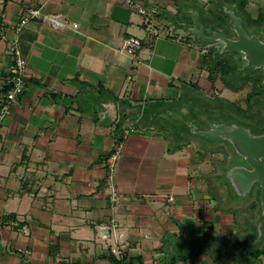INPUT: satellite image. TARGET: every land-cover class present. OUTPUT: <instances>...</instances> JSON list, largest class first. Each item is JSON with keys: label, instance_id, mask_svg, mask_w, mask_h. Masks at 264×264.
<instances>
[{"label": "crops", "instance_id": "obj_1", "mask_svg": "<svg viewBox=\"0 0 264 264\" xmlns=\"http://www.w3.org/2000/svg\"><path fill=\"white\" fill-rule=\"evenodd\" d=\"M131 1L146 13L126 0H0V100L15 38L26 61L0 126V264H234L208 232L236 247L245 206L214 192L213 152L173 123L195 117L183 86L200 72L210 82L183 7L208 20L217 2ZM240 4L264 12V0ZM28 9L39 16L15 34ZM258 250L249 264H264Z\"/></svg>", "mask_w": 264, "mask_h": 264}, {"label": "water", "instance_id": "obj_2", "mask_svg": "<svg viewBox=\"0 0 264 264\" xmlns=\"http://www.w3.org/2000/svg\"><path fill=\"white\" fill-rule=\"evenodd\" d=\"M228 15L231 36L224 31L210 28L199 21V13L192 9V25L185 24L195 39L206 43V48H217V53L239 55L240 69L264 71V31L260 37L256 31L248 32L243 26V16L236 14L234 7L219 6ZM180 121L186 131L195 136L218 139L229 146L230 155L235 159L218 171L220 181L225 185L227 196L235 200L255 201L257 211L249 225L241 233H234L236 247L221 242L215 233L208 232L216 246L219 256H230L234 264H249L253 251L264 245V131L254 132L250 125L234 117L203 122L195 117L186 116ZM230 156V157H231ZM223 190V188H222Z\"/></svg>", "mask_w": 264, "mask_h": 264}, {"label": "rangeland", "instance_id": "obj_3", "mask_svg": "<svg viewBox=\"0 0 264 264\" xmlns=\"http://www.w3.org/2000/svg\"><path fill=\"white\" fill-rule=\"evenodd\" d=\"M217 3H213L210 7L211 9H213L214 11V15H211L210 20H206L204 18V16L202 15L203 13L201 12V15L199 17V21H201L202 23H204L205 25V29L206 32H209L210 28H217V25L223 23L225 25H227V30L228 32H230V26L228 27V24L230 22L229 17H226L225 14L223 13V10L219 7L221 3H223V5H227L229 7H234L232 6L233 1L235 0H215ZM225 1V2H224ZM241 0H236L237 3H240ZM244 5V4H243ZM222 11V12H221ZM183 12H184V16L185 18H187V20H191V22L193 23V17L192 14H190L184 7H183ZM212 12V10L210 11ZM235 12L236 14L242 15L243 16V26L244 28L250 32V31H256L257 33H259L261 36H263V31H264V26H251L248 23V15L245 13V11L242 9V5L240 4V6H236L235 7ZM262 13V12H261ZM217 16V19L215 20L214 17ZM259 16V14L257 15ZM262 18H264V12L262 13ZM214 19H213V18ZM257 18V17H256ZM255 19V18H254ZM217 24V25H215ZM185 27V24L183 25V28ZM219 29V28H217ZM221 30V29H219ZM187 35H191L193 41H195L199 46H206V43L195 39V37H193L194 35L189 31L186 30ZM212 50H214L213 52V58L216 55V52L218 51L217 48H213ZM217 50V51H216ZM220 57H224L228 60L230 59H234V61L236 62V64L240 65V60H239V55L233 54V53H223L222 55H218V57L216 56V58H220ZM205 58V57H204ZM200 78L203 79L202 76H205L204 72H200ZM264 73V72H263ZM199 80L197 82V84H192V85H182L183 89L181 90V92H183V96L185 99H187V101L185 103H181L184 105V109L185 112L188 110L189 108L194 112L193 114H195V116H197V118L200 121V127H202L203 122L209 121V120H220V119H227L229 117H234L237 118L235 112L232 111V107L231 104L233 103L234 105H237L243 109L248 108L249 106V94L251 92V90L256 87L257 85H255L253 80L248 81L247 83H245L241 89L239 90H230L226 87H223L219 81H215L212 82L210 81L209 83H205L202 82L203 80ZM264 81V80H263ZM178 103H180V101H178ZM191 106V107H189ZM263 110L260 112H254L255 117L253 119H248L247 122H245L246 124L250 125L252 130L254 132H260L263 128H264V121H262V118L264 119V114H263ZM185 118L186 115L183 116V118H179V121L177 122L178 119H175V122H173L174 124H177L180 121L186 120ZM238 119V118H237ZM242 122V121H241ZM179 126V125H178ZM176 126V127H178ZM175 128V127H173ZM191 136H193L196 139H201L202 141H205L204 143L207 147V149L209 148V151L213 152V159L211 161V165L213 166L214 170H221L222 168H225L226 166H228L230 164V162H234L235 158L233 156L230 157V152H229V146L223 142H221L218 139H211V138H207V137H201V136H195L190 134ZM215 154V155H214ZM213 175V180L214 183L212 182V180H210V186L215 189V193L217 188L221 187L223 188L224 191V184L220 181L219 179V175L216 173H212ZM227 193H225L226 195ZM227 196V195H226ZM216 197L219 199V196L216 195ZM228 197V196H227ZM227 204H241L243 205V210L244 214L246 216V219L244 220V225L241 226L238 230H236V234L239 232H243V230L246 228L247 225H249L250 221L252 220V217H254L256 215V211L258 209L257 204H255L253 201H249V200H235V199H231L228 197V199L226 200ZM253 204L254 206L252 207ZM256 206V207H255ZM239 213L241 212L239 209L237 210ZM253 255V254H252ZM252 255H251V259H252ZM257 256V255H256ZM254 259V258H253Z\"/></svg>", "mask_w": 264, "mask_h": 264}, {"label": "trees", "instance_id": "obj_4", "mask_svg": "<svg viewBox=\"0 0 264 264\" xmlns=\"http://www.w3.org/2000/svg\"><path fill=\"white\" fill-rule=\"evenodd\" d=\"M244 0H241L240 3H242ZM222 12V11H221ZM208 16L210 20L211 15H214L213 12L209 13ZM225 14V13H224ZM226 17L228 15L225 14ZM262 13H259V16L255 19H251L248 17V23L251 26H264V18H262ZM213 18V17H212ZM215 20L217 19V16L214 17ZM213 18V19H214ZM217 25V24H215ZM223 23L217 25V28L224 31L227 35L231 33L227 30V25ZM229 27V24H228ZM216 28V29H217ZM214 47H211L207 50V53L205 55V58L203 60V64L205 65L207 71H208V80L215 82L219 81V83L230 90H239L242 88V86L247 83L250 80H253L256 87H254L250 94H249V106L246 109H243L237 105L231 104L232 111L235 112L237 116V120L242 121L243 123L247 122L248 119H253L255 117L254 112H260V110L264 111V71H253V70H241L240 65L236 64L234 59H226L224 57L216 58L218 57V53L216 52V55L213 58V52L212 50ZM217 51V50H216ZM264 114V112H263ZM262 121L264 119L262 118ZM264 128L260 131L263 132ZM252 207L254 206L251 204ZM259 251L258 249L253 251V253H256Z\"/></svg>", "mask_w": 264, "mask_h": 264}, {"label": "built area", "instance_id": "obj_5", "mask_svg": "<svg viewBox=\"0 0 264 264\" xmlns=\"http://www.w3.org/2000/svg\"><path fill=\"white\" fill-rule=\"evenodd\" d=\"M129 4H134L138 11L142 14L146 13V10L138 4L133 3L131 0H126ZM39 16L38 9H28L24 16H22L18 23L13 26L15 34L19 31L20 27L27 23L29 19ZM51 21L52 25H60L53 16L47 17ZM73 27H77V23H73ZM141 43L139 39L129 38L125 41L123 50L128 54H134L136 50L140 47ZM25 74H26V61L21 54V51L17 44V39L13 41V47L11 50V63L8 69V75L5 80V84L8 86L7 91L4 93L2 99L0 100V126L4 120V117L9 113L11 106L17 100L18 96L24 91L25 88ZM135 130L134 125H130L122 130V137L127 136L129 133ZM121 149V142L117 144L115 151L112 155L113 160L119 155V150ZM113 163H109V168L113 170ZM112 194L111 199H116L114 188L111 186ZM171 199V198H170Z\"/></svg>", "mask_w": 264, "mask_h": 264}, {"label": "flooded vegetation", "instance_id": "obj_6", "mask_svg": "<svg viewBox=\"0 0 264 264\" xmlns=\"http://www.w3.org/2000/svg\"><path fill=\"white\" fill-rule=\"evenodd\" d=\"M251 32V31H250ZM258 35L260 36V37H262L259 33H258ZM229 36H231V34H229ZM231 156V155H230ZM255 204H256V202L255 201H253ZM256 207V206H255Z\"/></svg>", "mask_w": 264, "mask_h": 264}]
</instances>
